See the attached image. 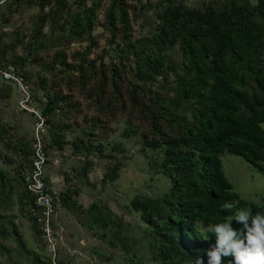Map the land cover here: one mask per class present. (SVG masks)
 I'll list each match as a JSON object with an SVG mask.
<instances>
[{
    "label": "trees",
    "instance_id": "obj_1",
    "mask_svg": "<svg viewBox=\"0 0 264 264\" xmlns=\"http://www.w3.org/2000/svg\"><path fill=\"white\" fill-rule=\"evenodd\" d=\"M17 1L29 3L34 0ZM36 1L42 23L50 14L55 19L60 13L65 24L70 25V37L75 39L83 38L85 33L92 34L96 11L103 2L76 0V8L73 9L66 0ZM255 2L227 0L222 6H208L203 10L189 9L174 1L161 5L157 10L155 32L146 38L144 44L141 40L128 39L130 7L127 0H110L108 28L114 40L120 32L123 34L125 44L120 57L132 59L130 68L134 69L138 81L154 86L157 77L166 72L167 51L179 45L182 55L172 98L153 93L146 86L133 82H128V91L124 92L119 72L113 67L109 99H104L107 94L104 86L107 78H104L94 101L97 108L107 113L110 122L118 119V113L123 115L126 128L119 135V140L139 137L140 153L145 157L147 167L154 175H163L170 181L169 190L163 196H137L131 202L132 208L141 213L152 228L153 243L148 253L151 264H194L198 256L207 264L206 251L216 242L215 234L207 231L208 225L224 222L235 211L224 210L222 205L225 202L238 201L237 207L249 208L253 214L264 212L263 204L248 203L234 191L224 174L221 159L226 152L241 156L264 173V0ZM52 4L54 9L46 12ZM59 63L64 64L63 60ZM80 67L83 68V64ZM24 76L28 81L27 75ZM40 82L46 102L38 106L50 124L65 99L60 98L58 92H47L46 79ZM148 92L153 93L154 98H149ZM7 96L10 97L11 93ZM89 97L93 98L94 93ZM128 106L129 114H126ZM94 123L102 122L97 120ZM106 125L104 123L99 128L104 129ZM0 133L4 136L7 131L1 127ZM88 135L90 139L87 140L75 139L73 150L80 152L85 148L90 152L95 149V142L100 141L96 150L103 153L105 145L93 128ZM50 138L48 148L64 149L66 140L63 135L52 130ZM7 145L13 153L19 151L21 157L32 155L31 147L28 151L23 144L20 149L11 142ZM113 151L124 153L125 148L116 144ZM26 161L30 163V159ZM122 168L121 163L114 164L104 183L116 181ZM25 170L23 168L20 172L19 169L20 176L15 180L23 187V191L18 192L23 204L21 208L37 240L43 244L35 218L30 214V210L35 208V199L25 189ZM83 171L87 175L86 169ZM10 181L6 172L0 170V193H7L6 196L13 193L11 186L9 192L5 189L6 182ZM72 193L78 196L79 191ZM57 197L58 205L61 202L71 212H81L82 207L77 201L70 202L72 196L68 192ZM1 203L0 200V207ZM91 211L94 212L91 213L95 217L93 221L104 230L117 225L118 217L108 205L95 204ZM54 224L58 232L56 221ZM121 225L116 226L117 231ZM232 227L239 230L242 225L232 221ZM12 237L20 250L35 258L36 264H44L38 254H32L26 247L14 220L4 217L0 220V239ZM0 247L7 253L12 251L2 244ZM230 261L234 264L233 257H222V264Z\"/></svg>",
    "mask_w": 264,
    "mask_h": 264
},
{
    "label": "rangeland",
    "instance_id": "obj_2",
    "mask_svg": "<svg viewBox=\"0 0 264 264\" xmlns=\"http://www.w3.org/2000/svg\"><path fill=\"white\" fill-rule=\"evenodd\" d=\"M66 1L73 9L76 8V0ZM172 1L189 9L202 10L208 6H222L227 2V0H127L130 7L128 39L141 40L145 44L146 38L155 32L158 8ZM91 2L92 0H89V3ZM252 3L256 4L255 0H252ZM109 6L110 0H103L96 11L92 34L85 33L83 38L75 39L70 37V25L65 24L60 13L55 19L50 14L46 22L42 23L39 19L40 7L36 0L29 3L0 0L1 69L27 75L29 80L26 79V81L33 104L40 111L39 103L46 102L45 91L40 82L43 79L47 80L48 93L58 92L60 98L65 99L61 102V108L56 114L57 117H53L52 123L48 124L46 116L43 115L45 119L43 136L46 146L51 142L52 130L63 135L66 140L64 149L61 151L47 147L49 155L46 169L47 179L49 180L50 173L63 176L64 180L75 178L77 182L75 189L91 190L93 197L98 198L101 205H108L109 210L115 212L114 214L118 217L115 225H123L121 228L118 227V231L117 225H111L105 229L108 230L107 232L100 224L93 221L95 218L91 215L93 211L89 212L87 208H82L81 212H70V215L74 216L73 218H76L83 226L87 235V245L92 247L93 242H99L97 253L103 256L98 259V262H95L91 251L84 257V249H80L78 246L81 245L76 243L77 245H74L72 249L75 251L73 252L75 256L70 258L67 248L60 243L58 252L61 264H151L148 260V253L149 246L153 243L152 228L142 218L141 213L132 208L131 202L137 196L161 197L168 192L170 187L167 177L156 176L147 167V161L140 153L142 145L138 142L139 137L119 140V135L126 128L125 121L122 120L123 115L118 113V119H114V123L110 122L107 113L97 108L94 101L97 99L96 94L104 78H107L104 85L107 94L104 99H109L112 93L110 80L113 67H116L119 72V82L124 92L128 91V82H133L139 86H146L153 93L158 92L166 98H172L177 87L176 72L181 69V49L179 45L169 49L167 64L164 66L166 72L157 77L154 86L150 87L149 83L144 85L136 79L134 69L130 68L132 59L124 60L120 57L125 44L123 34L120 32L115 40L112 39L107 23ZM52 9H54V4L48 6L46 12ZM118 26L121 28L120 24ZM60 60H63V65L59 63ZM56 62H58L57 65L52 67V64ZM81 64L83 68L80 67ZM122 65H126L127 68L125 69ZM10 93L11 96L8 97ZM92 93L94 97L90 98ZM153 93L148 92L149 98H154ZM21 99L20 90L11 83L5 82L0 75V129L2 127L7 131L6 135H0V170L6 172L12 180L10 183L6 182V192H9L10 186L13 192L8 196H6L7 193H0L2 201L0 217L11 219L16 215L18 221L16 222L15 218V224L19 227L26 247L31 250L32 254H38L49 264L50 255L45 247L43 248L44 244H40L37 240L33 227L21 208L23 204L20 203L18 192L21 193L23 187L15 181L20 176L19 169L20 172L23 168L25 170L29 163L22 158L19 159L13 150L11 152L8 149L7 145L11 142L17 144V148L20 149L26 139L30 147L33 144L37 118L20 110L18 102ZM6 103L8 106L5 105ZM128 109H130L129 106L126 114H129ZM49 120H52V117ZM97 120H101L102 123H94ZM104 123H107L106 128H99ZM91 128L105 145L104 152L100 153L96 150L100 141L95 142V149L90 152L85 148L80 152H75L73 150L75 139H90L88 134ZM116 144L122 145L125 152L113 151V146ZM221 159L224 174L232 183L234 191L248 203L264 205V173L241 156L226 152ZM117 163L123 166L119 178L114 182L104 183L107 172ZM84 169L87 175H84ZM67 211L70 210L66 209ZM58 222L63 227L67 226L72 232H77L73 228L74 221L71 223L66 221L61 211L58 215ZM62 231L63 229L58 231L61 236ZM11 240L14 241L13 237L7 242L8 248L6 247L12 250L11 253H7L0 247V264H36L35 258H30L28 254L19 249L18 244ZM12 260L15 263H12Z\"/></svg>",
    "mask_w": 264,
    "mask_h": 264
},
{
    "label": "built area",
    "instance_id": "obj_3",
    "mask_svg": "<svg viewBox=\"0 0 264 264\" xmlns=\"http://www.w3.org/2000/svg\"><path fill=\"white\" fill-rule=\"evenodd\" d=\"M0 75L5 82L11 83L20 90L22 99L18 107L37 118L36 132L32 144L30 163L23 174V182L27 193L35 199V208L30 214L35 218L40 238L50 255L49 264H61L58 245L64 244L62 236L55 230L54 223L57 217L58 194L52 188L46 177L49 155L43 136L45 132V119L42 112L33 104L30 89L25 76L13 70H2Z\"/></svg>",
    "mask_w": 264,
    "mask_h": 264
},
{
    "label": "clouds",
    "instance_id": "obj_4",
    "mask_svg": "<svg viewBox=\"0 0 264 264\" xmlns=\"http://www.w3.org/2000/svg\"><path fill=\"white\" fill-rule=\"evenodd\" d=\"M237 205L238 201L225 202L222 208L229 212L235 209L234 214L224 222L208 225L207 231L215 234L216 242L206 251L207 264H222V257L229 256L234 264H264V212L253 214L251 209ZM232 221L242 228L234 229ZM194 264H204V260L198 256Z\"/></svg>",
    "mask_w": 264,
    "mask_h": 264
},
{
    "label": "crops",
    "instance_id": "obj_5",
    "mask_svg": "<svg viewBox=\"0 0 264 264\" xmlns=\"http://www.w3.org/2000/svg\"><path fill=\"white\" fill-rule=\"evenodd\" d=\"M5 105L8 106L7 103ZM23 145H24V147L28 148V151L30 150L29 147L31 145L29 146L27 144V139H26L25 144H23ZM31 149H32V147H31ZM11 152H12V150H11ZM14 153L17 154V156L19 157V159L22 158L23 160H26V158H27L26 156L21 157L19 151H14ZM28 158L30 159V156H28ZM49 173H50V171H49ZM59 176L60 175H57V174L52 175L51 173H50V176H49V183L52 186V188L57 192V194L60 195L62 193H65V192L67 193L68 192V195L69 196H72V200H70V202L77 201L78 204L80 206H82V208H87V211H90V209L92 207H94L95 204H100L98 202L99 199L98 198L95 199L93 197V194H92L93 192L91 193V190H85V189L82 190V189H79L78 190L79 191L78 196H76L74 193H72L73 191L77 190V189H75L76 188L75 185L77 184L75 178H70V179H66L65 178L66 180H64V177L63 176L62 177L60 176L61 178ZM93 187L95 188V186H93ZM61 205H62L61 202H59V210L57 212V219H56V224L57 225L56 226H57V229H63L62 236L64 238V246L67 248V251L69 252L70 258L72 256H75V254L73 253L75 251L72 250V249H74L73 246L78 244V245H81V246H78V247L80 249H84V251H85L84 252L85 253L84 257L87 256V255H89L90 254V251H91L92 254L95 257V259H94L95 262H98L99 261L98 259H100L103 256V254H101V253L98 254L97 253V247H99V246H97V244H100V243L99 242H93V240H92V242L94 243L93 246L92 247L91 246H88L87 243H86L87 235H86L85 230L83 229V226L76 220V218H73L74 216L70 215L71 214L70 213L71 211H67L66 212V208L65 209H64V207L63 208H60V207L63 206V205L62 206ZM7 209H9V207H7ZM60 211L66 217V221H69L70 223H71V221H74L73 228L77 232H72L70 229H68L67 226H65V227L61 226V224L58 222V215H59V212ZM113 213H115V212H113ZM15 218H16V215L12 217V219L14 220V222H15ZM17 221H18V219L16 218V222ZM64 223L66 224V222H64ZM69 227H70V225H69ZM18 230H19V227H18ZM105 231L108 232V230H105ZM74 233H76V234L74 235ZM76 236H78V237H76ZM9 241H10V239H8V240L6 239L5 240V239L2 238V239H0V244H2V245H4L5 247L8 248L7 242H9ZM12 242H14V241H12ZM12 263H15V262H13V260H12ZM44 264H48V262H45L44 261Z\"/></svg>",
    "mask_w": 264,
    "mask_h": 264
}]
</instances>
